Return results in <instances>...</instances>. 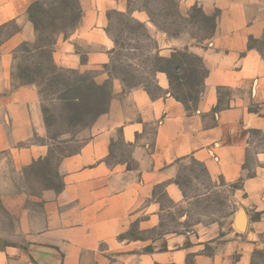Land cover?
<instances>
[{"label": "crops", "instance_id": "crops-1", "mask_svg": "<svg viewBox=\"0 0 264 264\" xmlns=\"http://www.w3.org/2000/svg\"><path fill=\"white\" fill-rule=\"evenodd\" d=\"M41 1L0 0V27H18L0 38V264H251L264 232V151L255 154L251 175L246 167L251 135L264 137V58L254 45L264 39V0H184L180 11L197 5L214 17L207 43L186 48L207 70L193 108L168 93L162 72L155 76L160 97L112 79L106 112L79 150L57 163L56 187L32 193L23 182L48 158V145L35 142L45 136V121L38 89L16 82L13 73L15 51L36 34L28 10ZM77 4L76 26L56 37L52 62L106 79L101 70L114 49L108 14L130 13L151 25L146 13L128 12L127 0ZM159 32H153L158 54L168 59L181 41ZM117 143L128 149L127 159L110 161ZM190 162L211 180L240 182L243 231L236 214L216 235L188 226L187 214L176 216L181 232L162 230L161 198L184 203L177 171Z\"/></svg>", "mask_w": 264, "mask_h": 264}, {"label": "rangeland", "instance_id": "rangeland-1", "mask_svg": "<svg viewBox=\"0 0 264 264\" xmlns=\"http://www.w3.org/2000/svg\"><path fill=\"white\" fill-rule=\"evenodd\" d=\"M183 1L127 0L129 7L127 9L128 12L146 13L148 23L155 32L161 31L169 38L179 37L181 43L175 51L186 54L189 59L193 57H190L192 55L186 51V48L190 43L197 46L207 43L212 35L211 26L214 23V17L205 16L197 5L187 7L188 9L184 12L180 11V4ZM79 13L77 0H42L29 11V18L36 33L35 37L30 43L22 44L14 53L15 81L18 83L32 81L40 93L46 133L43 138H36L35 142L46 143L49 147L48 158L38 162L32 172L25 174L24 189L32 193H37L45 187H56L57 163L63 157L79 150L88 136V129L93 123V114L99 110L97 103H94V99L88 93L92 90L88 79L94 80L98 74L94 71L59 70L51 58L56 37L60 34H69L74 30ZM129 14L115 11L108 14L106 31L114 43L115 53L110 56V61L101 71L111 70V74L117 76L120 75V68L123 65L133 76L139 78L138 82H144L151 93L160 94L161 92L154 88L150 76L153 73L154 43L157 45L154 30ZM15 28L18 27L14 23L7 24L0 30V37H5ZM145 35H148V38ZM254 45L264 58V39ZM188 63L190 65L191 60H188L187 65ZM143 71L150 75L144 74L139 77V72ZM111 74H109L111 77L108 75L106 79H103L104 76L97 77L96 84L103 86L105 83H111L114 79ZM180 76L183 75L180 74ZM116 80L122 83L120 79ZM135 82V79H132L128 84H122L130 89ZM180 88L186 90L187 87ZM197 91L200 92V88ZM64 96L74 100L69 98L72 101L69 103L60 99ZM188 105L192 106L191 102H188ZM87 107H91L89 112ZM150 130L148 137L152 138L153 127ZM114 151L115 156H112L110 161L127 159L128 149L120 143H117ZM259 151H264V137L253 133L246 162V167L250 171L248 175L252 174L251 170L256 166L255 154ZM177 176L184 195V203L175 205L167 198H161L162 206L166 208V221L162 222V230L181 232L176 224V216L187 214L188 226H193V229L197 226L196 231L216 235L227 224L230 216L246 208L239 203L244 198L240 192V182L226 185L220 179L211 180L199 165L192 162L186 165L181 164L178 167ZM248 213L251 221L257 219L258 214H253L251 209H248ZM254 245L251 264H264V232L257 235ZM189 262L186 261L187 264Z\"/></svg>", "mask_w": 264, "mask_h": 264}, {"label": "trees", "instance_id": "trees-1", "mask_svg": "<svg viewBox=\"0 0 264 264\" xmlns=\"http://www.w3.org/2000/svg\"><path fill=\"white\" fill-rule=\"evenodd\" d=\"M38 3H35L32 5H36ZM31 7V8H32ZM30 8L28 10V15H29ZM133 23L136 25H139L138 22L133 20L132 18H129ZM142 27L141 25H139ZM6 27H0L1 29H4ZM144 28V27H143ZM214 28V23L211 26V29ZM17 31V28H15L13 31H11L8 35L5 37L11 36L13 33ZM146 38H148V35ZM1 38V37H0ZM153 62H152V67H153V73L147 74L145 71L139 72V77L142 75H150L152 77V82L153 86L155 89H157L160 92V89L157 87L155 84V76L158 72L164 73L169 81V91L168 93L177 101L181 102L184 104V106L188 109L191 110L195 103L198 100V97L201 92V87L203 85V79L207 74V70L202 66L201 60L198 57L190 56L193 58H189L186 54H179L178 52L175 51L174 54H171L170 58L168 59H163L159 57L158 54V48L157 45L154 43L153 47ZM115 53V48L112 50V54ZM191 60V64L187 65L188 60ZM186 65V66H185ZM127 66V65H126ZM108 67V66H107ZM107 69V68H106ZM201 71V73H200ZM107 74H111V70H107ZM182 74L183 76H180ZM112 75V74H111ZM110 76V75H109ZM111 77V76H110ZM112 78L114 79H120V81L123 84H128L132 79H135V83H132L130 88L137 87V86H142L150 96L152 97H160V94H153L149 91L148 86L144 82H138L137 80L139 78H136V76H133L127 68H124L123 65L120 68V75H112ZM88 83L90 84V88L92 90H89L90 96L94 99V103H97V107H99V110L93 114L92 120L94 121L97 117L100 115L104 114L107 110V106L111 97V83H105L103 86L97 85L93 79H88ZM33 82H25L24 84H32ZM131 84V83H130ZM187 87L186 90H183L180 87ZM176 88V89H175ZM200 88V92L197 91V89ZM71 100H74V98L69 97ZM67 97H61L60 99L66 100L69 103H72L71 100H69ZM188 102H191L192 106L188 105ZM92 107V106H91ZM91 107L88 108V112L90 111ZM219 108V106H218ZM66 157V156H65Z\"/></svg>", "mask_w": 264, "mask_h": 264}, {"label": "water", "instance_id": "water-1", "mask_svg": "<svg viewBox=\"0 0 264 264\" xmlns=\"http://www.w3.org/2000/svg\"><path fill=\"white\" fill-rule=\"evenodd\" d=\"M236 224L239 231H243L246 224V218L243 210H239L236 214Z\"/></svg>", "mask_w": 264, "mask_h": 264}]
</instances>
